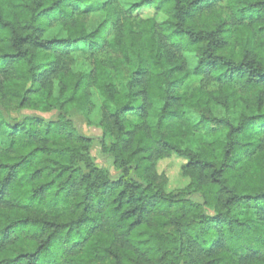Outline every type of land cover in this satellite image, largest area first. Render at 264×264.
<instances>
[{
    "label": "trees",
    "instance_id": "16d2710c",
    "mask_svg": "<svg viewBox=\"0 0 264 264\" xmlns=\"http://www.w3.org/2000/svg\"><path fill=\"white\" fill-rule=\"evenodd\" d=\"M0 264H264V0H0Z\"/></svg>",
    "mask_w": 264,
    "mask_h": 264
},
{
    "label": "rangeland",
    "instance_id": "374dc122",
    "mask_svg": "<svg viewBox=\"0 0 264 264\" xmlns=\"http://www.w3.org/2000/svg\"><path fill=\"white\" fill-rule=\"evenodd\" d=\"M142 14L145 16H153L154 9L153 8H145L142 11ZM157 20H163L162 15L156 16ZM81 57L78 59L77 66L82 65ZM189 59L191 65H193L194 60L191 55H189ZM92 100L94 102L95 108L90 115L89 121L86 120L81 114L73 113V121L78 128V131L84 135L91 137L93 140L92 148H91V156L94 160V163L97 166L106 168L110 170L113 174L115 173L114 167L112 165L111 157L101 152V129L98 127L99 120V106L101 102L100 95L97 90H93ZM185 163V160L176 155L171 156L170 158L159 160L156 164V170L160 174H164L167 183L165 186V190L167 192L176 191L179 189L185 188L189 184V179L182 175L181 166Z\"/></svg>",
    "mask_w": 264,
    "mask_h": 264
}]
</instances>
